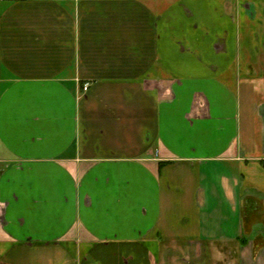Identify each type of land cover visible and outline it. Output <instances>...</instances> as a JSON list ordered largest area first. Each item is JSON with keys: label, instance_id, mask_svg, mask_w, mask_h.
Returning a JSON list of instances; mask_svg holds the SVG:
<instances>
[{"label": "crops", "instance_id": "obj_1", "mask_svg": "<svg viewBox=\"0 0 264 264\" xmlns=\"http://www.w3.org/2000/svg\"><path fill=\"white\" fill-rule=\"evenodd\" d=\"M0 264H264V0H0Z\"/></svg>", "mask_w": 264, "mask_h": 264}, {"label": "built area", "instance_id": "obj_2", "mask_svg": "<svg viewBox=\"0 0 264 264\" xmlns=\"http://www.w3.org/2000/svg\"><path fill=\"white\" fill-rule=\"evenodd\" d=\"M84 90L86 91L87 90V87H85Z\"/></svg>", "mask_w": 264, "mask_h": 264}]
</instances>
